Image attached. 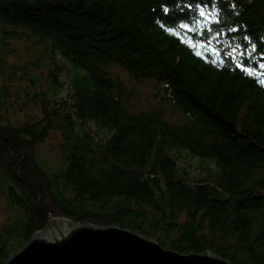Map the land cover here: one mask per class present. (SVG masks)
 Returning a JSON list of instances; mask_svg holds the SVG:
<instances>
[{"label": "trees", "instance_id": "trees-1", "mask_svg": "<svg viewBox=\"0 0 264 264\" xmlns=\"http://www.w3.org/2000/svg\"><path fill=\"white\" fill-rule=\"evenodd\" d=\"M166 1L175 7L176 0ZM194 1L179 7L188 10L185 4ZM163 2L0 0L5 46L0 55L33 89L27 103L44 107L39 119L0 122V188L8 185L16 207L0 228V264L57 215L119 225L179 253L210 252L232 264H264V86L259 83L264 76L245 74L228 56L229 44L251 51L243 39L247 34L263 46L255 54L264 55V0H218L221 24L213 27L227 34L212 41L220 54L207 59L160 27L166 23L182 31L173 21L184 17H177L176 9L165 17ZM18 37H31L33 46L50 52L44 67L52 76V94L36 88L40 57L24 61L13 55ZM256 55L245 58L248 67L258 69L264 62ZM111 65L125 69L133 84L148 80L162 86L184 122L168 121L161 108L132 113L131 90L111 73ZM23 68L35 71L27 74ZM81 71L87 88L76 80ZM66 85L73 104L69 97L56 100ZM5 91L3 115V101L11 96ZM53 130L61 136L64 162L57 173L34 152ZM175 147L212 159L219 171L181 165L171 152Z\"/></svg>", "mask_w": 264, "mask_h": 264}, {"label": "rangeland", "instance_id": "rangeland-1", "mask_svg": "<svg viewBox=\"0 0 264 264\" xmlns=\"http://www.w3.org/2000/svg\"><path fill=\"white\" fill-rule=\"evenodd\" d=\"M16 39L17 40L12 42V44H14L15 47L14 50L15 51L17 50L16 52L13 51V55H15V58L17 59L21 58L24 61L32 57H40L41 65L39 64L38 66H41L40 75H42V79L40 80L41 83L39 82L36 88L39 89L38 91H45V93H47L48 95L49 93L52 94L51 89L49 92V88L52 87V83H53L51 80L52 76L49 70L46 67H44V65L48 66L50 63V57L48 55H50L49 51L52 50L51 46L50 45L44 46L46 50L49 52L46 53L45 49L42 50V47L33 46L34 45L33 39H31V37H26V38L18 37ZM25 51H30V52H25ZM3 52H5V46H3V43L0 41V53ZM59 58L62 57L59 55L57 57V60H59ZM0 59L2 60V62L5 63V65L3 66H1L0 63V88H3V91L0 94L2 95L1 97L3 98L4 97L3 95L7 93L5 90L11 93V96L3 101V106H4L3 110L5 114L3 115L0 112V122L1 123L6 122L7 124L10 123L16 125V124H24L27 121V119H32L31 118L32 116H35L37 119L42 117L43 116L42 113L44 111L43 106H41L40 104L38 106H34V105H29L27 103V99H28L27 95H29L28 92L32 93L33 89H30L25 84V82H22L25 80H22L20 78L19 80L17 78L16 74L18 73V69L16 68L9 69L10 67L9 65L11 64L7 60V57L0 55ZM17 59H13V61L17 63ZM23 69H25L27 74L28 72L35 71V68L32 69L23 68ZM73 70L76 71V69ZM110 71L114 76H118L121 79H123L129 86L132 96H131V101L127 106L132 113L147 112L152 108H161L164 112L165 118L168 121L175 124H181L184 122V118H185L184 115L181 112L173 110L171 108V104L167 97L166 91L163 89L162 86L157 85L153 81H148V80H145V82L143 83L133 84L130 80L128 72L118 65H111ZM64 72L66 73V71ZM85 75L86 72L81 71V73H77L76 76V80L80 83V85L83 88H87L89 86V82L86 79ZM72 76H75L74 71L72 72ZM12 78L14 79L11 82L8 81ZM69 89L70 86L66 85L63 88V90H59L56 93V96H58V99L56 100L61 101L64 97H69L71 103L73 104L74 97L71 98L68 95ZM16 95H18V98L16 97ZM48 110L55 111V108L48 106ZM6 118L9 121H7ZM59 142H61V136L59 135L57 137V132L53 130L50 133V136L46 137L45 142L37 144L36 147L34 148V152H36L38 161L39 162L43 161L46 165H49V170H51V172H56V173L58 172V168L60 166L62 167V165L64 164L63 159L61 157L62 154L60 152ZM171 152L173 154L175 153L176 156L179 159H181L180 162L181 165L189 166L191 167L192 170H197L202 167L205 168L211 167L214 168L213 170L219 171V167L214 163L212 159L194 156L191 152L181 147H175ZM212 163L214 164V167L211 166ZM65 169L66 167L62 168V170ZM5 186L7 188H0V228L3 227L2 221L4 220L5 217H11L14 216V214H16L13 211V209H16V207H13L14 205L10 203V200L8 199V195H9L8 185ZM57 216H61V215H57ZM14 241H15L14 245H16L18 241L16 240ZM15 251H17V249L14 250L13 252Z\"/></svg>", "mask_w": 264, "mask_h": 264}, {"label": "water", "instance_id": "water-1", "mask_svg": "<svg viewBox=\"0 0 264 264\" xmlns=\"http://www.w3.org/2000/svg\"><path fill=\"white\" fill-rule=\"evenodd\" d=\"M5 264H232L210 252L179 253L156 239L118 225L50 216Z\"/></svg>", "mask_w": 264, "mask_h": 264}, {"label": "snow or ice", "instance_id": "snow-or-ice-1", "mask_svg": "<svg viewBox=\"0 0 264 264\" xmlns=\"http://www.w3.org/2000/svg\"><path fill=\"white\" fill-rule=\"evenodd\" d=\"M179 7V5H177ZM188 9H193L192 4H187ZM235 7V5H233ZM162 13L165 17L169 16L172 13L173 9L168 6V4L161 5ZM182 10V9H181ZM195 10L198 12L200 19H197L196 16L191 17V23L185 22L188 19V16L181 18L178 21H173L177 27L182 31H177L176 28L166 26L164 23L160 24L161 28H164L169 34L177 37L181 43L186 44L189 48H192L195 51V55L207 59V56L203 54V49L207 48L212 54L219 55V50L216 47H212V41L215 40L219 42L220 36L226 35L227 33H222L220 30H217L213 25L221 24L219 18V12L213 11L209 12L205 7L200 6L199 4L195 5ZM195 25V27H193ZM229 31L236 32L237 29H229ZM211 34L207 40H196L195 36H205V34ZM243 39L248 42V45L251 47V51L247 50V47L241 44L231 45L228 47L231 51L228 53V56L236 63V67L239 68L242 72L249 76L260 75L264 76V62L259 64L258 69H253L248 67L246 63V57L251 58L252 54L257 51V45L252 43L248 36H244ZM199 49V50H198ZM223 62V61H221ZM259 83L264 86V79H260Z\"/></svg>", "mask_w": 264, "mask_h": 264}, {"label": "bare ground", "instance_id": "bare-ground-1", "mask_svg": "<svg viewBox=\"0 0 264 264\" xmlns=\"http://www.w3.org/2000/svg\"><path fill=\"white\" fill-rule=\"evenodd\" d=\"M185 1H191V0H176L175 1V7H172V2H168V1H166L165 0V2H163L162 4H168V6L171 8L172 7V9L174 10V9H176V10H178L179 12H175V15L177 16V17H185V16H188V19L187 20H185V22H188V23H191V17L192 16H196V18L197 19H200V17L198 16V12H196V10H195V5H197V4H199L200 6H202V7H205L204 5H203V3H204V1L205 0H196V1H194V3H186L185 4V6L187 5V4H192L194 7H193V9H188V10H181V8L180 7H177V5H179L180 6V3L181 2H185ZM211 2L212 3H216V4H214V5H212V6H210L209 8H207V7H205L206 8V10L207 11H209V12H213V11H216V12H219V14L221 15V7H220V4H218V0H211ZM175 10V11H176ZM220 15H219V18H220ZM168 18L170 19L171 18V14H169V16H168ZM180 20V19H179ZM175 21H178L177 19L175 20ZM166 24V23H165ZM193 27H195V25H193ZM164 29V28H163ZM166 32V31H165ZM167 33V32H166ZM245 36H248L249 38H250V40L252 41V43H254V44H256L257 45V51L255 52V53H259L261 50H263V46H261V47H259V44L256 42V41H254L255 39L254 38H252L250 35H245ZM254 53V55H256ZM203 54L205 55V56H210V55H212V52L211 51H209L208 49H203ZM257 57H263L264 55H261V54H258V55H256ZM261 71H263L264 72V70H261Z\"/></svg>", "mask_w": 264, "mask_h": 264}, {"label": "clouds", "instance_id": "clouds-1", "mask_svg": "<svg viewBox=\"0 0 264 264\" xmlns=\"http://www.w3.org/2000/svg\"><path fill=\"white\" fill-rule=\"evenodd\" d=\"M123 80V79H122ZM124 81V80H123ZM125 82V81H124ZM126 83V82H125ZM127 84V83H126ZM128 86V85H127ZM129 87V86H128Z\"/></svg>", "mask_w": 264, "mask_h": 264}]
</instances>
